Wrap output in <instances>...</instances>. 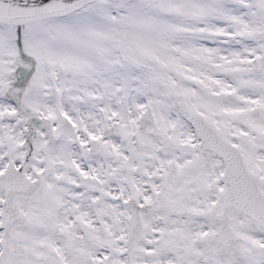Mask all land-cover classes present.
I'll return each mask as SVG.
<instances>
[{"label": "snow or ice", "instance_id": "snow-or-ice-1", "mask_svg": "<svg viewBox=\"0 0 264 264\" xmlns=\"http://www.w3.org/2000/svg\"><path fill=\"white\" fill-rule=\"evenodd\" d=\"M0 264H264V0H0Z\"/></svg>", "mask_w": 264, "mask_h": 264}]
</instances>
